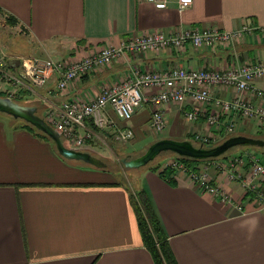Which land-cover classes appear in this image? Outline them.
Returning a JSON list of instances; mask_svg holds the SVG:
<instances>
[{
	"label": "crops",
	"instance_id": "0c3cea01",
	"mask_svg": "<svg viewBox=\"0 0 264 264\" xmlns=\"http://www.w3.org/2000/svg\"><path fill=\"white\" fill-rule=\"evenodd\" d=\"M246 21L264 25V0H193L183 11L178 0L162 8L146 0H0V56L18 73L22 58L69 60L148 31L169 35L190 27L233 30ZM260 61H264V32L258 31L225 48L187 43L130 53L83 76L65 93L57 89L55 77L45 87L13 99L41 103L35 106L46 117L75 96L93 100L104 85L131 77L134 68L224 71L235 63ZM255 84L264 89V79ZM7 89L0 76V95L8 96ZM235 94L228 87L214 92L221 99ZM214 108L213 103L202 105L191 99L170 106L166 138H194ZM193 110L198 119L189 121L185 113ZM104 112L110 122L103 128L93 118L86 120L82 133L89 131L91 136H86L82 150L105 160L129 156L124 151L129 144L123 145L117 135L130 127L135 138L142 137L150 105L145 102L129 121L120 120L111 107ZM231 120L236 130L228 137L264 131L256 120L225 114L214 128L220 137ZM136 173L137 186L132 188L149 196L178 264H264V212L255 194L238 181L212 171L214 184L233 196L232 203H225L203 192L188 174L175 171L171 181L148 168ZM133 190L120 183L114 170L68 160L23 121L0 113V264H155L143 244Z\"/></svg>",
	"mask_w": 264,
	"mask_h": 264
},
{
	"label": "built area",
	"instance_id": "2783aa9c",
	"mask_svg": "<svg viewBox=\"0 0 264 264\" xmlns=\"http://www.w3.org/2000/svg\"><path fill=\"white\" fill-rule=\"evenodd\" d=\"M159 8L171 0H146ZM193 0H178L180 11L188 8ZM264 32V25L244 22L240 28L224 30L217 27H190L176 30L166 35L161 30L148 31L127 38L120 45H105L100 50L81 58L56 60L52 58L28 57L21 59L18 73L10 70L5 57L0 56V76L7 82L8 96L22 97L24 92L45 87L56 77V87L65 93L83 76L113 62L128 58L130 53L159 51L163 48H181L187 43L195 47L217 48L235 46L247 34ZM264 79V61L234 64L224 71L208 68H187L176 66L165 71L134 68L131 77L115 84L104 85L91 101L75 96L64 100L56 110H50L45 119L58 131L62 139L71 142L72 147L82 150L86 136L82 133L86 120L93 118L100 128L110 120L104 111L111 107L122 121L131 120L146 102L150 105L149 124L156 133L163 132L168 124L167 110L174 104H183L191 99L198 104H214L215 108L207 116L204 130L195 133L193 141L200 146L214 144L220 138L214 128L221 124L223 115H239L245 120H256L264 129V89L255 82ZM10 86H9V85ZM218 87H228L235 91L231 99L214 96ZM189 121L198 119V112L186 111ZM226 134L233 133V120L226 124ZM130 127L122 128L117 139L121 142L134 137ZM240 154L227 155L205 160L197 168L188 166L177 157L168 159L162 168L188 174L203 192L218 197L222 202L232 203L233 196L222 186L214 184L212 171L222 174L228 181H238L241 186L255 194L258 207L264 212V159L262 155L245 148ZM241 208V207H239Z\"/></svg>",
	"mask_w": 264,
	"mask_h": 264
},
{
	"label": "water",
	"instance_id": "95a60500",
	"mask_svg": "<svg viewBox=\"0 0 264 264\" xmlns=\"http://www.w3.org/2000/svg\"><path fill=\"white\" fill-rule=\"evenodd\" d=\"M0 113H4L12 119H20L35 126L38 130L47 134L53 141L60 155L68 160L83 161L96 168H106L107 163L90 151L79 150L67 146L62 140L60 131L54 128L46 119L45 113L38 114L35 105L21 104L10 96H0ZM238 146L264 147V139L248 135H233L223 142L215 145L197 146L190 139L176 140L163 138L153 142L146 152L133 159L122 158V162L131 168H141L150 161L156 159L162 153H174L182 157L196 160H208L226 154L230 149Z\"/></svg>",
	"mask_w": 264,
	"mask_h": 264
},
{
	"label": "trees",
	"instance_id": "16d2710c",
	"mask_svg": "<svg viewBox=\"0 0 264 264\" xmlns=\"http://www.w3.org/2000/svg\"><path fill=\"white\" fill-rule=\"evenodd\" d=\"M3 96V95H0ZM16 101L20 102L21 104L26 105H36L34 103L26 102V101H19L15 99ZM38 106V105H36ZM18 121H23L26 128L37 134L41 139L47 140L49 142H53L51 138L45 134L44 132L38 130L35 126L25 122L24 120L15 119ZM228 137V136H227ZM230 137V136H229ZM254 137H260L263 136L257 135ZM264 138V137H263ZM212 145V144H210ZM55 146V145H54ZM208 146V145H206ZM254 147V146H250ZM56 148V147H55ZM247 148V147H246ZM57 150V149H56ZM173 157H177L181 159L183 162H185L188 166L197 168L202 162L205 160H196L192 158H186L179 156L177 154L172 153ZM226 156V154L224 155ZM125 157V156H123ZM105 162L108 163L107 160L103 159ZM158 158L150 161L147 165L137 168L138 170H143L145 168H148L150 170L159 171V173L167 180H173L172 174L175 173V170L172 168H162V165L158 163ZM104 170H112L111 167L107 165L106 168H101ZM116 175L120 178V183L125 184L128 186L129 189L133 190L132 187L134 185L132 183H128L127 178L123 179V175H125L126 169H124V172L120 170L114 171ZM121 175V176H120ZM126 176V175H125ZM122 177V178H121ZM131 187V188H130ZM132 201L135 205V209L137 212V218H138V226L140 229V233L142 236L143 244L148 248L150 253L152 254V257L154 259L155 264H178L177 259L175 257V254L170 246L169 243V236L164 230V227L162 225V222L156 213L155 208L153 207V204L149 198V196L146 194L144 190H133L132 192Z\"/></svg>",
	"mask_w": 264,
	"mask_h": 264
},
{
	"label": "rangeland",
	"instance_id": "374dc122",
	"mask_svg": "<svg viewBox=\"0 0 264 264\" xmlns=\"http://www.w3.org/2000/svg\"><path fill=\"white\" fill-rule=\"evenodd\" d=\"M36 105L38 106H43L41 103H35ZM15 120V119H14ZM18 121V120H16ZM146 128V132L142 135V137H139L137 136L135 138L132 137V141L128 140V141H125V142H121V143H124L123 145L126 144V142L129 144V145H125L126 147H124V151H126L127 153H130L129 156H125L127 159H133V158H137L139 156H141L142 154H144L146 152V150L148 149V147L155 141L157 140H160V139H163V138H166L165 134H166V129L161 132V133H156L155 131L152 130V128L150 127V124H145L144 126ZM254 133V132H252ZM232 133H227V134H223L216 143L212 144V145H215V144H219L221 142H223L225 139H227L228 135H230ZM258 135H261L264 137V131H262V133H259ZM262 137V138H263ZM191 138V137H190ZM172 139H176V140H183V138H179V137H172ZM264 139V138H263ZM190 140H193V138H191ZM64 142L69 146L71 147L72 144L71 142H68V141H65L64 139ZM120 143V146L123 147ZM194 143V142H193ZM197 146H200V144H195ZM248 147L250 150H252L254 153L256 154H259V155H263L264 154V147H250V146H246ZM244 146H238V147H234L232 149H230L227 153H226V156L229 155H233V154H240L242 153L241 152V149L243 148H246ZM225 155V154H224ZM224 155L220 156V157H225ZM123 156H115V160H106L108 161L107 165L109 166V168L111 167L112 170H122L124 172V169H126V172H125V175H123L122 173V177L123 179L127 178V182L128 183H132L133 185L137 186L136 185V182H135V176H136V172L138 171L137 168H131V167H128L125 165L124 162H122V158H125ZM173 155L172 153H162L160 154L157 158H158V163L160 165H163L165 162L168 161V159L172 158ZM264 159V157H263ZM201 165V164H200ZM121 176V175H120ZM121 177V178H122Z\"/></svg>",
	"mask_w": 264,
	"mask_h": 264
}]
</instances>
